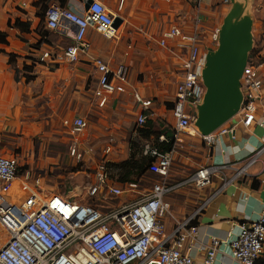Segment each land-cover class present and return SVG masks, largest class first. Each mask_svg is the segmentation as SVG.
<instances>
[{
  "label": "crops",
  "instance_id": "obj_1",
  "mask_svg": "<svg viewBox=\"0 0 264 264\" xmlns=\"http://www.w3.org/2000/svg\"><path fill=\"white\" fill-rule=\"evenodd\" d=\"M53 1L60 4V1ZM100 1L120 19L114 27V37L107 38L90 27L85 35L90 43L87 55H80L75 63H52L48 59L41 60L42 52L49 50L55 55L60 54L71 43L73 30L63 33L59 29L52 31L45 27L48 35L36 47L41 36L35 31L37 26L33 21L37 0H0V32L6 33L7 40V43L0 42V154L15 155L20 164H27L28 167L34 164L41 168L56 166L59 160L66 161L68 154L58 152L52 157L42 158L41 149H55L57 146L70 149L75 136L69 137L67 133L70 131L68 128L64 130L63 120L81 116L88 125L78 135V140L83 146L94 150L96 159L100 158L108 144L111 149L106 155L108 162L118 163L128 159L136 145L140 148L138 155L154 157L150 152L152 149L158 150L155 135L150 133L143 136L140 129L148 127L135 125L141 109L130 92H114L105 106L97 105L94 90L99 75L92 59L98 57L110 67L126 64L132 87L144 96L153 98L147 119L163 123L160 128L164 127L165 131L174 130L171 109L175 84L173 82L170 86L171 83L166 81L168 76L164 74L165 69L171 73L168 61L171 57L167 50L159 46V39L171 25L190 31L196 18H199L205 34L201 39L200 52L206 60V56L216 49L209 34L216 28L221 30L224 11L237 13L240 10L237 3L246 1L248 4L249 0H231L227 4H222L220 0H203L199 3L190 0H125L121 11L117 10L119 0ZM85 5L84 0H64V6L79 14L86 9ZM16 18L29 23V30L21 31L8 26V21L12 23ZM252 34L255 35V32ZM7 53L17 55L16 68L29 62L35 64L36 78L26 82L24 76L20 75V80L16 81ZM167 57L170 58L164 60ZM139 59L152 60L148 71L143 72L141 65L134 66ZM174 72L175 67L172 77ZM39 81L42 82L40 88L34 87ZM190 131L196 130L191 128ZM160 136L164 139H160ZM160 136L158 141L165 140V135ZM110 137L114 139L112 143L108 142ZM179 138L180 141L176 140L174 150L170 152L172 180H181L200 166L229 164V167L214 173L210 185L200 189L182 187L166 197L174 217L178 219L193 214L206 202L193 221L197 233L194 239L186 243L185 249L196 264H201L211 239L218 238L221 243L215 264H239L231 256L225 242L238 232L239 224L254 221L264 208V151L243 175L220 187L223 180L233 174L234 168L240 167L256 149L264 145V85L259 110L252 125L236 126L233 135H224L211 146L203 144L199 136L185 131L180 132ZM50 142L54 143L53 146ZM148 173L140 178L144 183L141 188L134 193L125 190L121 197L134 199L145 194L158 177ZM116 185L125 187L119 183ZM164 221L166 228L171 230L174 219L166 217ZM255 264H264V260L258 259Z\"/></svg>",
  "mask_w": 264,
  "mask_h": 264
},
{
  "label": "built area",
  "instance_id": "obj_2",
  "mask_svg": "<svg viewBox=\"0 0 264 264\" xmlns=\"http://www.w3.org/2000/svg\"><path fill=\"white\" fill-rule=\"evenodd\" d=\"M190 1L199 3L202 0ZM230 1L220 0L221 3ZM124 2L118 1V11L122 10ZM115 18L100 0H92L81 14L58 3L49 4L45 12V27L52 31L59 29L63 33L73 30V37L60 54L44 50L41 60L77 62L80 55H87L90 49V43L85 38L87 29L91 27L107 38L114 37ZM199 22L200 19L196 18L190 31L177 25L169 26L158 44L167 50L175 67V96L171 109L174 143L180 141L179 134L185 131L199 136L203 144L211 146L220 137L233 135L236 126L248 127L255 121L262 100L264 61L255 59L258 54L247 55L239 81L241 99L235 114L215 130L201 133L195 125L197 107L202 104L206 92L201 77L205 58L200 52L201 39L205 34ZM219 31L216 28L210 32L212 42L218 40ZM92 63L99 75L94 90L97 105L105 106L114 92H130L141 109L135 125L143 126L153 98L132 87L129 67L124 63L110 67L98 57H94ZM63 125L75 136L74 145L67 153L69 158L76 165L83 164L91 169L85 176L87 180L78 186L80 190L97 197L101 203L121 197L125 190L134 193L136 183L120 187L108 174L106 155L111 150L110 144L96 159L94 150L78 140V135L88 125L85 118H65ZM191 128L196 131L190 132ZM160 139L164 137L160 136ZM113 141L112 137L108 140L109 143ZM263 151L264 145L256 149L240 167L234 168L233 174L223 180L220 188L243 175ZM170 152L152 149L150 153L154 160L150 162L148 172L159 179L131 203L117 204L106 211L47 191L41 185L40 174L35 175L30 168H25L15 155L0 154V225L7 234L5 243L0 246V264H196L185 245L197 233L193 221L206 202L193 214L178 219L174 217L166 197L182 187L200 189L210 185L214 173L229 167V164L200 166L183 179L172 180ZM166 217L174 219L171 230L166 228ZM220 243L218 238L211 239L201 264H215ZM225 243L239 264H255L258 259L264 260V208L254 221L239 224L238 232Z\"/></svg>",
  "mask_w": 264,
  "mask_h": 264
},
{
  "label": "rangeland",
  "instance_id": "obj_3",
  "mask_svg": "<svg viewBox=\"0 0 264 264\" xmlns=\"http://www.w3.org/2000/svg\"><path fill=\"white\" fill-rule=\"evenodd\" d=\"M59 2V0H56ZM187 2H189V0H186ZM203 1V0H202ZM205 1V0H204ZM54 1L53 0H43L42 4L35 6L34 8V15H35V19L33 20L34 23H36V32L38 33H42L45 30V26H44V20H43V16H44V11L46 9V7L50 4H52ZM229 3V2H228ZM222 4H227V3H222ZM239 4L238 8H240L239 11H234L231 14H228L227 11H224V19H222V27L221 29H224V26L227 23H230L229 25H235L236 27L242 28V24L244 22L247 23V26L244 25V29L248 30V36H249V44H250V48L247 52V55H252V54H258V56H255V59L259 62V61H264V0H249L248 4L246 3V1H242L237 3ZM229 12V11H228ZM230 15V16H229ZM229 16V17H228ZM243 29V28H242ZM243 29V30H244ZM255 32V35L252 34V32ZM257 31H260L259 33H256ZM220 33V32H219ZM67 44V43H66ZM220 44V40L218 37V40L215 42V48L217 49L218 45ZM37 45V44H35ZM215 49V50H216ZM169 56V55H168ZM170 58V57H169ZM164 58V60H168L169 59ZM170 63V72L169 73L167 71V69L164 70V74L166 76H168V79H166V81L170 86L172 85V83L174 82V79L172 77V60H168ZM57 64H55L54 66H56ZM142 66V71L146 72L147 67L149 65H152V60L150 59H139L137 60V63H134V66ZM35 64L29 62L28 64H24L21 67H17V76L20 80V75L24 76L25 81H26V77L31 76L33 77V79L29 80V81H33L34 78H36V74L34 73L35 68H34ZM164 68H166V63L164 62ZM14 68V66H13ZM15 72V71H14ZM170 74V76H169ZM157 76V74H156ZM28 82V81H26ZM42 83V82H41ZM40 81L38 82V85L34 86L36 88H40L41 85ZM203 89H205L203 87ZM47 97V95L45 96ZM41 100L43 101V98H41ZM44 104V101H43ZM199 108V106L197 107ZM45 109V108H41ZM45 112L46 109H45ZM63 128V127H62ZM63 130V129H62ZM64 130H68L67 128L64 127ZM190 131V129H189ZM191 132V131H190ZM67 133V132H66ZM69 135L70 138H73V134L71 133H67ZM51 146H53L54 143L51 144V142L49 143ZM15 151H19L20 149H14ZM69 149H60L59 146L55 147V149H41L42 151V158L45 157H52L54 156L56 153L58 152H62L63 155L68 153ZM35 151L37 152V150L35 149ZM35 154V153H34ZM37 156V155H36ZM67 156V155H66ZM65 159H63L62 161H58L56 166H52V167H48V168H41V167H37L36 164L28 167V165L26 164L24 167L25 168H30L31 171L33 172V174H40V176L42 177V181H41V185L47 190V191H51V192H55L58 194H62L65 196H69L74 198L75 200H78L80 202H82L83 204H90L93 206H97L99 208H101L102 211H106L108 208L116 206L117 204H123V203H131L134 199L133 197L131 198H126L123 199L122 197H118V198H114V199H108L107 201H105V203H101L100 201H98L97 197H91L89 196L86 191L84 190H80L79 189V185L81 183H83L86 179V174H89L91 172V169L87 168L85 165L83 164H75V162L73 160H71L69 158L68 160V156L66 158V161H64ZM68 160V161H67ZM64 162V163H62ZM109 172L111 177L119 184L124 185V183H120L119 181H117V172L118 169L112 166H109ZM157 179H159L157 177ZM156 179V180H157ZM155 180V181H156ZM149 182H151L149 180ZM137 184V188H141V185L143 186L144 183L141 182V180L136 182ZM139 196V194H137ZM7 239V234L5 233V231L3 230V228L0 225V246H2L5 241Z\"/></svg>",
  "mask_w": 264,
  "mask_h": 264
},
{
  "label": "water",
  "instance_id": "obj_4",
  "mask_svg": "<svg viewBox=\"0 0 264 264\" xmlns=\"http://www.w3.org/2000/svg\"><path fill=\"white\" fill-rule=\"evenodd\" d=\"M85 8L92 0H84ZM229 17V16H228ZM120 22L115 18L113 26ZM230 23L219 32L220 44L217 49L206 56L205 67L201 77L206 88L202 104L198 108L195 122L201 133L207 134L229 120L236 112L240 101L239 75L246 62L250 48L248 30L236 28L235 35L228 31ZM72 32V31H71Z\"/></svg>",
  "mask_w": 264,
  "mask_h": 264
},
{
  "label": "trees",
  "instance_id": "obj_5",
  "mask_svg": "<svg viewBox=\"0 0 264 264\" xmlns=\"http://www.w3.org/2000/svg\"><path fill=\"white\" fill-rule=\"evenodd\" d=\"M42 1L43 0H37V2H35V6H38L39 4L41 5ZM59 1H60V4L62 6H64V0H59ZM48 6L46 7L44 12H46ZM44 19H45V13L43 16V20ZM44 23H45V20H44ZM8 26L18 28L21 31H28L29 30V23L23 22L19 18H16L14 20V22H12V23L10 21H8ZM44 26H45V24H44ZM45 30L46 31H44L42 33L40 32L41 36H40L39 41L37 42L36 47L45 41V38L48 35V30L46 28H45ZM0 42L7 43L6 33L0 32ZM7 55H8V63L12 67L14 66L15 80L18 81L19 78L16 74L17 68L15 67L17 55H15L14 53H7ZM33 77H31V76L26 77V81L33 79ZM144 126H147L148 128L140 129V131L142 132V135L148 136L150 133L155 135L154 141H155V145L158 148V150H160L163 153L170 152L172 150L173 145H174V138H173L174 130L165 131L164 127H163V129L160 128L161 126H163V123L157 122V121L155 122V121H152L149 119L146 120ZM160 135H165V137H166L165 140L158 141V137ZM133 151L134 152L130 153L129 158L122 161V162H118V163L108 162L107 163L108 174L110 177H111V175L109 172V166H112V167H115L118 169L117 181H119L120 183L122 182L124 184L130 183V182L136 183L137 181L140 180V178L143 175L149 174L148 173V166H149L150 162L152 160H154V157H151V156L146 157V156H143L140 154L138 155V151H140V148L138 145H136V148Z\"/></svg>",
  "mask_w": 264,
  "mask_h": 264
},
{
  "label": "bare ground",
  "instance_id": "obj_6",
  "mask_svg": "<svg viewBox=\"0 0 264 264\" xmlns=\"http://www.w3.org/2000/svg\"><path fill=\"white\" fill-rule=\"evenodd\" d=\"M236 28H238V27H236L235 25H232V26L229 27L228 31L230 33L232 32V34L235 35V31H237Z\"/></svg>",
  "mask_w": 264,
  "mask_h": 264
}]
</instances>
